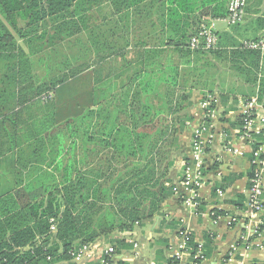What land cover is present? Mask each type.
I'll return each mask as SVG.
<instances>
[{
	"label": "trees",
	"instance_id": "trees-1",
	"mask_svg": "<svg viewBox=\"0 0 264 264\" xmlns=\"http://www.w3.org/2000/svg\"><path fill=\"white\" fill-rule=\"evenodd\" d=\"M104 1L111 4L113 13H119L140 8L141 0H0V124L8 121L15 128L20 108L30 109L35 102L51 104L25 124L21 140L17 133L10 137L11 150L21 145L20 150L27 151L15 168L28 172L16 174L15 188L0 193V257L12 264L70 259V248L132 230L136 222L141 225L162 210L170 193L165 182L175 160L178 135L192 118L187 113L192 91H213V59L229 60L232 66H238L239 60L247 62L248 68H237L257 83V101L264 108L258 50L240 45L221 50L217 32L215 48L190 47V39L202 25L227 16L229 0L144 4V13L136 10L143 18L133 24H144L148 30L133 37L132 50H126L130 42L124 37L123 46L116 47L115 40L111 43L100 30L91 31L94 49L80 44L83 56L72 55V62L65 57L60 73L48 75L47 51H54L71 35L72 42L78 39L75 34L93 23L88 13ZM153 7L157 17L149 19ZM120 22L127 25L129 21ZM17 38L28 45V51ZM36 62L44 66L42 76L34 72ZM86 90L92 92L91 106L56 123V109ZM63 129L69 133L67 147L63 139L55 143ZM94 154L100 155L95 163ZM53 162L58 172L49 169ZM50 217L57 220L60 253L57 246L48 245L53 237ZM190 244L196 247L193 239ZM172 263L169 257L168 264Z\"/></svg>",
	"mask_w": 264,
	"mask_h": 264
},
{
	"label": "crops",
	"instance_id": "crops-1",
	"mask_svg": "<svg viewBox=\"0 0 264 264\" xmlns=\"http://www.w3.org/2000/svg\"><path fill=\"white\" fill-rule=\"evenodd\" d=\"M125 1L129 2V0ZM152 2L155 3L156 1L141 0L139 2L140 8L135 10L128 8L123 12L113 13L111 4L104 1L99 7L96 6L88 13L90 21L93 23L86 24L81 32L76 33L75 37L78 39L74 42H72L71 35L69 37L70 43L74 46L80 44L92 46L89 39L92 34L91 31L100 30L102 36L108 37L111 43L115 40L113 44L116 47L123 46L122 37L128 39L130 45L126 47V50H132V41L135 36L148 30L144 24H133V21H140L139 19L143 18L142 15H138L136 10L139 9L144 13L145 8L142 6ZM150 11L149 19H155L157 17L155 7ZM126 13H128L127 18ZM121 19H128V24L120 22ZM4 22L6 23L5 20ZM210 22L213 24L214 31L221 38V50L236 49L244 41L264 40V0H247L243 20L236 25L228 24L224 18L211 19ZM9 30L14 34L11 28ZM47 30L53 33L52 29L47 28ZM138 30L141 31L138 32ZM17 41L24 51H28V45L21 38H17ZM233 43L236 46H233ZM104 46L107 44L105 43ZM102 47L103 45L100 46V48ZM91 49H94L93 46ZM258 52L260 60L257 76L259 78L264 77V47ZM213 62L216 66L214 68L213 91L209 92L208 88L192 91L187 108V113L192 118L187 121L182 131L186 136V141L181 142L180 152L175 157L168 175L169 180L165 182L170 193L162 203V210L152 219L144 221L137 227L135 239L138 242L139 255L134 256L132 246H125L130 245L125 242V239L128 238V235L124 233L125 231H116L90 242L92 245L95 243L104 246L112 244L116 246L118 251L119 247L124 244V253L117 252V258L122 255L121 261L112 262V264H168L169 243L177 239L176 235L180 228L189 231L194 243H201L206 247L208 255L200 264L264 263V228L257 235L251 236L248 244L240 238L247 230L245 227L247 222L245 217L246 202L249 179L253 169L250 162L253 144L242 138L240 131L241 113L248 108L258 111H263L264 108L257 101V83L255 85L247 74H242L237 68H248L247 62L239 60L238 66H232L229 60L221 62L213 59ZM224 75H228L227 78ZM220 84L223 85L222 88H219ZM208 97L213 100L210 106L211 117L207 115L206 109L201 105L202 101L207 100ZM91 104L92 92L86 90L70 99L64 108L58 107L54 120L59 123L62 119L72 116V113L80 111L82 107L91 106ZM39 105H41L39 102H35L30 109L28 107L20 108L23 111L18 120V126L15 128H11L8 121L0 124V181H9L5 189H0V193L15 188L16 174H23L24 176L28 173L15 168L16 161L23 154L26 156L27 151H21V145L11 150L10 137L17 135L20 140L23 138L22 130L25 124L33 118H38L41 112ZM202 123H207L209 126V133L205 136L207 137L209 134L211 141L202 170L203 184L196 192L195 202L197 204L191 205L187 203L191 193L187 192L181 183L182 168L184 163L190 161L193 132ZM15 133L17 134L15 135ZM235 150L244 151V155H237ZM233 216L237 217V221L230 223L229 218ZM120 240L122 243L118 242ZM101 252L102 248L89 252V255L95 259L94 262L86 257L83 259L84 261L79 263L73 260L72 262L62 260L54 264H97L96 261L100 258Z\"/></svg>",
	"mask_w": 264,
	"mask_h": 264
},
{
	"label": "built area",
	"instance_id": "built-area-1",
	"mask_svg": "<svg viewBox=\"0 0 264 264\" xmlns=\"http://www.w3.org/2000/svg\"><path fill=\"white\" fill-rule=\"evenodd\" d=\"M247 0H229L227 6V16L224 18L228 24L236 25L243 20L245 15V7ZM218 35L214 31L213 24L209 22L202 25L199 32L190 39V47L192 49L198 48L202 45L203 49H212L217 46ZM264 47V40L258 41H244L241 48L251 50H262ZM212 98L208 97L207 100L202 101L201 105L206 109L209 117L212 116L210 109ZM241 134L242 138L248 143L253 144L250 152V162L252 165V175L249 179L248 196L246 202L245 217L247 222L245 227L247 230L240 238L244 243L248 244L251 236L257 235L260 232V226L264 224L262 215L264 213V110L258 111L252 108L245 109L241 113ZM209 133V126L207 123L200 124L193 132L191 139V152L190 161L184 163L182 171L181 183L191 196L187 199L188 204L196 205L195 202L197 189L203 184V165L207 157V152L211 137ZM239 156L244 155V151L235 150ZM237 217L229 218V222H236ZM138 223L132 230H126L124 233L128 235L125 242L132 246L134 256L139 255L138 242L135 239L137 236ZM49 231L55 233L57 231V220L54 217L49 218ZM177 239L169 243L168 250L170 258L173 259L172 264H200L206 257L203 253V245L196 244L194 248L192 236L187 229L180 228L176 235ZM102 248L101 255L97 259V264H112L113 260L117 258V248L115 245H100L95 243H84L77 247L70 248L68 255L71 256L74 262H82L84 258L90 259L94 262L95 259L89 255V252L96 251ZM51 260V256L46 257ZM0 264H12L6 258L0 257Z\"/></svg>",
	"mask_w": 264,
	"mask_h": 264
},
{
	"label": "rangeland",
	"instance_id": "rangeland-1",
	"mask_svg": "<svg viewBox=\"0 0 264 264\" xmlns=\"http://www.w3.org/2000/svg\"><path fill=\"white\" fill-rule=\"evenodd\" d=\"M47 54L49 56L48 63L51 66L50 73L48 75L53 76V75H57L58 73H60V69L62 67L61 66L62 65L61 64V61L65 57H68L70 59V61L72 62V60H71L72 59V55L76 54L78 56H83L84 55V52H83V48H80L79 45L78 46H74V45H72L70 43V40H66V41H64L62 43L57 44L55 46V48H54V51H50L49 53L47 51ZM34 64H35L34 72L36 73L37 76H42L44 74V66H43V64H41L39 62H36ZM227 76L224 75L225 78H227ZM222 86L223 85L220 84L219 85V88H222ZM53 104H54V100H53ZM50 105H51L50 103L47 106H41V105H39V110L42 111V109H44L45 107H50ZM61 134L57 136L59 139H56L55 140V143L57 144V141L58 140L63 139L64 140L65 147H67V144H69V142H70L69 133L66 132V129H63V131L61 132ZM182 141H184V142L186 141V136H184L183 132H181L178 135V146H179V149H178V146H177L175 157L178 156V154L180 152V144H181ZM183 144L185 146V143H183ZM99 156L100 155H98V154L97 155L94 154L92 157L91 156L90 157L92 158L93 162L95 163V162H97L99 160ZM49 157H50V160H51L52 159L51 154H50ZM92 160H91V162H92ZM49 169L56 170L57 169L56 163L53 162L51 164V166L49 167ZM8 184H9V181H3V180L0 181V189H5L8 186ZM52 235H53V237L48 241V243H49L48 245H51L52 244L53 247L54 246L55 247L57 246V248H58L57 249V253H60L62 251V240H61L60 237L58 238L56 236V233L55 234L52 233ZM36 246H39V243L38 242L35 243V247ZM123 246L122 247H119L120 249H119L118 252L124 253L123 250L125 249V246H124V248H123ZM121 259H122V255L120 257L114 259L113 262L114 263H118L119 261H121ZM63 261L72 262V258L70 256V259H66V260H63Z\"/></svg>",
	"mask_w": 264,
	"mask_h": 264
}]
</instances>
